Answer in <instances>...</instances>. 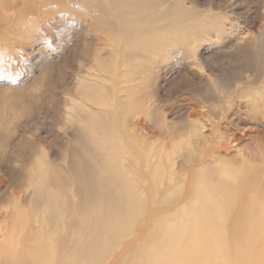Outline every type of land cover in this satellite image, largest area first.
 I'll list each match as a JSON object with an SVG mask.
<instances>
[{"label": "rangeland", "instance_id": "374dc122", "mask_svg": "<svg viewBox=\"0 0 264 264\" xmlns=\"http://www.w3.org/2000/svg\"><path fill=\"white\" fill-rule=\"evenodd\" d=\"M135 5L0 0V264L25 244L71 264L81 242L93 247L106 195L103 218L120 210L125 231L81 262L140 264L132 249L187 222L204 173L223 198L227 264H264V0ZM249 209L260 227L235 230Z\"/></svg>", "mask_w": 264, "mask_h": 264}, {"label": "bare ground", "instance_id": "6f19581e", "mask_svg": "<svg viewBox=\"0 0 264 264\" xmlns=\"http://www.w3.org/2000/svg\"><path fill=\"white\" fill-rule=\"evenodd\" d=\"M41 1V0H40ZM98 2H102L104 5H106V6H110L111 8H113V9H115L116 11H120V9H122V8H128V9H136V5L135 4H137V3H141V4H143V0H97ZM13 2H14V0H13ZM39 2V1H38ZM24 3V2H23ZM32 3H33V1H32ZM31 3V4H32ZM96 3V2H95ZM132 4H134V5H132ZM12 5V4H11ZM149 5V4H148ZM156 6V5H155ZM154 11V10H153ZM152 11V12H153ZM146 12V11H145ZM159 12V11H158ZM148 13V12H147ZM168 13H170L169 12V10L167 9V11L166 12H162L161 14H160V16L161 17H167L168 16ZM142 14H144V13H142ZM136 15V14H135ZM146 15V14H145ZM154 16V15H153ZM152 17V16H151ZM150 17V18H151ZM117 19H119V18H117ZM153 19V18H152ZM117 23V22H116ZM140 24V23H139ZM138 23H137V28H139V25ZM154 25H155V23H154ZM19 27V26H18ZM123 27V26H122ZM154 31H156V30H154ZM138 37V36H137ZM150 40V39H149ZM102 101V100H101ZM103 104V103H102ZM104 105V104H103ZM238 110V109H237ZM128 111V110H127ZM99 112V111H98ZM103 113V112H102ZM115 113V112H114ZM122 113V112H121ZM124 113H125V111H124ZM128 113H129V111H128ZM98 114V113H97ZM96 114V115H97ZM126 114H127V112L123 115L125 118H126ZM99 115V114H98ZM97 115V116H98ZM115 115H116V113H115ZM134 115V114H133ZM122 116V117H123ZM134 117H135V115H134ZM192 117V116H191ZM207 117V116H206ZM115 118H117V117H115ZM119 118V117H118ZM117 118V119H118ZM133 118V117H132ZM118 121V120H117ZM126 121V120H125ZM93 123L95 124L96 122L95 121H93ZM93 124V125H94ZM121 124V123H120ZM96 125H98V124H96ZM89 126V125H88ZM120 126V125H119ZM122 126V125H121ZM128 126V125H127ZM94 127H95V125H94ZM100 127V126H99ZM129 128V127H128ZM205 128V127H204ZM92 129V128H91ZM95 129V128H94ZM231 129V128H230ZM98 130V129H97ZM124 130V129H123ZM202 130H203V128H202ZM91 131V130H90ZM96 131V130H95ZM133 131V130H132ZM93 132V131H92ZM233 132V131H232ZM106 133V132H105ZM235 133V132H234ZM139 134V133H138ZM112 136V135H111ZM133 136H135L134 134H133ZM109 136H107V138H108ZM113 137L114 136H112V140H113ZM136 137H137V135H136ZM139 138V137H138ZM101 139V138H100ZM109 139V138H108ZM114 139H115V137H114ZM141 139V138H140ZM204 139V138H203ZM102 140V139H101ZM101 140H100V142H101ZM139 142H140V140H138ZM119 142V141H118ZM117 142V143H118ZM113 143V142H112ZM116 143V142H115ZM189 143H190V141H189ZM110 145H112V144H110ZM141 145V144H140ZM143 145V144H142ZM98 147V146H97ZM107 147V146H106ZM124 147V146H123ZM142 147V146H141ZM112 148V147H111ZM125 148V147H124ZM99 149V148H98ZM102 149V148H101ZM110 149V148H109ZM126 149V148H125ZM138 149V148H137ZM118 150V149H117ZM122 150V149H121ZM213 151V150H212ZM115 152H116V150H115ZM127 152V151H126ZM144 152V151H143ZM214 152V151H213ZM129 153V152H128ZM127 153V154H128ZM138 153V152H137ZM117 154V153H116ZM122 154V153H121ZM126 154V155H127ZM139 154V153H138ZM143 154V153H142ZM110 155H111V153H110ZM141 155V154H140ZM101 156V155H100ZM106 156V155H105ZM104 156V157H105ZM136 157V156H135ZM210 157V156H209ZM76 158H78V156H76L75 157V159ZM107 158V157H106ZM129 158V157H128ZM127 158V159H128ZM140 158V157H139ZM215 158V157H214ZM101 159V158H100ZM126 159V158H125ZM216 159H218V158H216ZM101 160H103V159H101ZM101 160H100V162H101ZM106 160V159H105ZM105 160L104 161H102L103 162V164H104V162H105ZM131 160V159H130ZM137 160V159H136ZM78 161V160H77ZM127 162H128V160H127ZM130 162V161H129ZM148 162V161H147ZM151 162V161H150ZM218 162V161H217ZM115 163V162H114ZM118 163V162H117ZM146 163V162H145ZM205 163V162H204ZM76 164V163H75ZM87 164V163H86ZM109 164V163H108ZM119 165V164H118ZM80 165H78V168L80 169V167H79ZM136 166H139V165H136ZM203 166V165H202ZM206 166H207V164H206ZM213 166H214V164H213ZM216 166V165H215ZM214 166V167H215ZM220 166H221V163H220ZM226 166V165H225ZM145 167H146V165H145ZM204 167V166H203ZM70 168H71V166H70ZM198 169L200 168V166H198L197 167ZM196 168V169H197ZM218 169L219 168H221V167H217ZM231 168V167H230ZM142 169H143V167H142ZM141 169V170H142ZM147 169V168H146ZM211 169H212V167H211ZM214 170H217V169H215V168H213ZM222 169V168H221ZM225 168H223L222 170H224ZM73 170H74V168H73ZM72 170V171H73ZM220 170V169H219ZM232 171L234 170V169H231ZM77 171V170H76ZM78 171H81V169L80 170H78ZM99 171V170H98ZM97 171V172H98ZM144 171V170H143ZM203 171H205V169L203 170ZM230 171V170H229ZM82 172H84L83 170H82ZM133 172V171H132ZM206 172V171H205ZM211 172V171H210ZM219 172H222L221 170L219 171ZM225 172V171H224ZM226 172H227V169H226ZM90 173V172H89ZM99 173V172H98ZM102 173V172H101ZM112 173V172H111ZM118 173V172H117ZM129 173V172H128ZM213 173V172H212ZM232 173V172H231ZM231 173H228V174H231ZM243 173V172H242ZM96 174V173H95ZM198 175H199V173H197ZM209 174V173H208ZM215 174V173H214ZM72 175V174H71ZM97 175V174H96ZM105 175V174H104ZM195 175V174H194ZM201 175H202V173H201ZM204 175H205V173H204ZM204 175H203V182H201L202 183V185H200L199 184V182L197 181V180H195V182L199 185V186H201V187H199V186H197V188L199 187L200 188V192L198 193L199 195H198V197L196 198V200L194 199V203H196L197 204V206L196 205H194V207H193V211H191V208L189 209L192 213H191V215L193 214L194 215V217H192L189 213H187V215H189V217H188V219H186L187 220V222H192V224L191 225H188V226H185V225H187L186 223L184 224V225H182V226H179V227H177V228H171V229H169L168 228V230L166 231V230H164L163 229V231H164V233H163V235H162V238L161 237H159V238H161V239H159L158 238V241L157 242H154V245L156 246V249L155 250H150L151 248H152V246L154 247V245H152V246H150V249H148V250H150V251H148V250H146L145 251V249L143 248V247H141V248H139V247H135L136 249H132V251L133 250H137V248H138V252H136V251H133V253H136V254H138V256L137 257H141L142 258V260H143V262L142 263H140V264H227V259H226V257L224 256V250L222 249L223 248V239L224 238H226V232L224 231V229H223V227L221 226V223L223 222L222 221V218H224V216H225V213H224V209H223V198H222V195H221V191H220V187H213V185H212V183L209 181V179L208 178H205L204 177ZM236 175H238V174H236ZM240 175V174H239ZM108 176V175H107ZM106 176V177H107ZM133 176V175H132ZM131 176V177H132ZM197 176V175H196ZM90 177V176H89ZM96 177V176H95ZM134 177V176H133ZM166 177H168V176H166ZM216 177V176H215ZM197 178H200L199 176L198 177H196V179ZM219 178V177H218ZM234 178V177H233ZM75 179H76V177L74 178V181H75ZM126 179V178H125ZM139 179V178H138ZM169 179V178H168ZM239 179V178H238ZM245 179V178H244ZM95 180V179H94ZM108 180V179H107ZM151 180V179H150ZM218 180V179H217ZM220 180H222V179H220ZM219 180V181H220ZM224 180V179H223ZM226 180V179H225ZM86 181V180H85ZM90 181V180H89ZM98 181V180H97ZM104 181H105V178H104ZM109 181H110V179H109ZM138 181H140V179L138 180ZM243 181V180H242ZM248 181V180H247ZM76 182V181H75ZM123 182V181H122ZM234 182V181H233ZM49 183V182H48ZM51 183V182H50ZM71 183V182H70ZM78 183V182H77ZM97 183V182H96ZM117 183V182H116ZM141 183V182H140ZM160 183V182H159ZM187 183V182H186ZM72 184V183H71ZM80 184V183H79ZM82 184V183H81ZM107 184V183H106ZM105 183H104V185H106ZM142 184H145L144 182L142 183ZM161 184V183H160ZM219 184V183H218ZM75 185H76V183H75ZM147 185V184H146ZM233 185V184H232ZM238 185V184H237ZM240 185V184H239ZM252 185H254V184H252ZM83 186V185H82ZM81 186V187H82ZM85 187V186H84ZM147 187H148V185H147ZM154 187V186H153ZM232 187V186H231ZM237 187V186H236ZM252 187V186H251ZM43 188H45V187H43ZM74 188H75V186H74ZM76 188H77V186H76ZM85 188H87V187H85ZM90 189H92V187H89ZM128 188V187H127ZM196 188V189H197ZM84 188H82L81 190H83ZM96 189H97V187H96ZM105 189H106V187H105ZM244 189H246L245 187H244ZM79 190V189H78ZM77 189H76V191H78ZM148 190V189H147ZM199 190V189H198ZM198 190H197V192H198ZM49 191V190H48ZM51 191H52V189H51ZM70 191H71V188H70ZM93 191V190H92ZM92 191H91V194H92ZM253 191H255L254 189H253ZM86 192V191H85ZM94 192H96V190L94 189ZM102 192V191H101ZM106 192V191H105ZM196 192V193H197ZM242 192H243V190H242ZM79 193H81L80 191H79ZM78 193V194H79ZM102 193H104V192H102ZM174 193V192H173ZM40 194H42L41 192H40ZM44 194V193H43ZM48 194H50V193H48ZM57 194V193H56ZM55 194V202L57 203V198H56V196L58 195H56ZM71 194V193H70ZM69 194V195H70ZM73 194V193H72ZM75 194H77V193H75ZM86 194L88 195V194H90V193H88V192H86ZM86 194H83L82 193V195H84L83 197H85V195ZM94 195H95V193H93ZM155 194V193H154ZM64 195V194H63ZM81 195V196H82ZM97 195H98V192H97ZM120 195V194H119ZM156 195V194H155ZM44 196V195H43ZM43 196H42V199L41 200H43ZM59 196V195H58ZM65 196V195H64ZM99 196H100V198H102V196L99 194ZM98 196V197H99ZM180 196V195H179ZM196 196V195H195ZM247 196V195H246ZM46 197V196H45ZM60 197V196H59ZM82 197V198H83ZM89 196H87V198H88ZM93 196H90V198H92ZM156 197V196H155ZM165 197H167V196H165ZM74 198H75V195H74ZM78 198H79V196H78ZM89 198V202H91L90 199ZM103 198L105 199V197H104V194H103ZM152 198V197H151ZM244 198L245 197H243V200H244ZM46 199H47V197H46ZM64 199H65V197H64ZM66 199H67V195H66ZM80 199H81V197H80ZM84 199V198H83ZM130 199V198H129ZM128 198H127V201L129 200ZM68 200V199H67ZM97 200H98V198H97ZM100 200V199H99ZM101 200H103V199H101ZM137 200H138V197H137ZM250 200V199H249ZM40 201V200H39ZM75 201V200H74ZM73 200L71 201V203L72 202H74ZM79 201H81V200H79L78 199V202ZM150 201V200H149ZM174 201V200H173ZM246 201V200H245ZM248 201V200H247ZM33 202H35V205L36 206H38V204H36V203H38L37 202V200L35 201H33ZM46 201H44V204H46L45 203ZM59 202V201H58ZM60 202H61V200H60ZM59 202V203H60ZM88 202V201H87ZM87 202H86V206H87ZM88 202V203H89ZM96 202V201H95ZM114 202H116V201H114L113 199H111V198H109V197H107V195H106V199L104 200V201H102L101 203H102V207H101V210L99 211V212H97V213H95V211H97V210H95V207H94V209L93 210H95L94 211V214H95V219H96V221L93 223L94 225H93V228L91 229V231H92V236H93V242H92V246L93 247H91V248H88L87 247V243H85V242H81L80 243V245H79V247H78V252H80V255H74V257H73V260H72V262H71V264H82V260H87V256L89 255V259L91 258V260L92 261H95V260H97L100 256H101V254H102V252H101V249H100V246H102V248L105 246V245H101V244H108V245H110V242H114V241H117L118 240V237H119V235L121 234V231L122 230H120V227H119V224L122 222V221H120V215L122 214L121 212H120V210H118L117 211V213L114 215V213H113V217L112 218H109V217H107V218H103V216L105 217L106 216V211L104 212V210L105 209H110L111 207H114ZM41 203V202H40ZM39 203V204H40ZM70 203V204H71ZM93 203V202H92ZM96 203H98V202H96ZM121 203V202H120ZM192 203V202H191ZM55 204V203H54ZM75 204H77V203H75ZM79 204V203H78ZM77 204V205H78ZM82 204V203H81ZM152 204H155V203H153V201H152ZM57 206L59 205V204H56ZM68 205V204H67ZM93 205V204H92ZM117 205V208L116 209H119L120 208V206H121V204L120 205H118V204H116ZM54 206V205H53ZM61 206V205H60ZM71 206V208H72V204L70 205ZM69 206V207H70ZM94 206V205H93ZM119 206V207H118ZM130 207H132L133 208V206H134V204L132 203H130V205H129ZM192 206H193V203H192ZM195 206H196V209H195ZM42 207V206H41ZM59 207V206H58ZM48 208V207H47ZM46 207H45V209H47ZM61 208V207H60ZM65 208H67L66 207V205H65ZM81 208V207H80ZM83 208H85V206H83ZM89 208V211L92 209H90V206L88 207ZM98 208H100V207H98ZM186 208H187V210H188V206H186ZM58 209V208H57ZM252 209V208H251ZM48 210V209H47ZM66 210H68V209H66ZM71 210V209H70ZM73 210H74V208H73ZM78 210V209H77ZM83 210V209H82ZM93 210H91L92 212H93ZM185 210V209H184ZM50 211V210H49ZM60 211V210H59ZM61 211H64L65 212V209L63 210V208H62V210ZM60 211V212H61ZM80 211V210H79ZM87 211V215H88V213H90V212H88V210H86ZM85 211V212H86ZM186 211V210H185ZM255 211V210H254ZM48 212V211H47ZM47 212H45V213H47ZM51 212H54L53 211V209H52V211ZM71 212V211H70ZM73 212V211H72ZM82 213H83V211H81ZM91 212V213H92ZM103 212H104V215H103ZM116 212V211H115ZM184 211H182V213H183ZM121 213V214H120ZM54 214V216H55V212L53 213ZM52 214V215H53ZM62 214V213H61ZM61 214L59 215V216H61ZM76 214V213H75ZM80 214V213H79ZM79 214H78V216H79ZM186 214V213H185ZM184 214V215H185ZM66 215V214H65ZM65 215H63L64 216V219H65ZM93 215V214H92ZM165 215V214H164ZM254 215V213H253V211L252 210H250L249 209V211H245V212H243V213H239L238 215H237V218H236V221H235V225H234V229L236 230V229H238V230H240V229H252V228H259L260 227V219L257 217H254L253 216ZM70 216V215H69ZM68 216V217H69ZM75 216V218H74V220L76 219V215H74ZM52 217V216H51ZM87 217V216H86ZM85 217V218H86ZM160 217H162V216H160ZM184 217V216H183ZM54 218V217H53ZM61 218H62V216H61ZM61 218H60V220H61ZM67 218V217H66ZM71 217H69V219H70ZM90 218H91V216H90ZM126 218V217H125ZM159 218V217H158ZM181 218V217H180ZM186 218V217H185ZM50 219H52V218H50ZM73 219V218H72ZM88 219H89V216H88ZM94 219V220H95ZM150 219V218H149ZM264 219V218H263ZM67 220V219H66ZM173 220V219H172ZM180 220H182V218L180 219ZM69 221V220H68ZM73 220H71V223H74V222H72ZM149 221V220H148ZM64 222V221H63ZM77 222V221H76ZM79 222V221H78ZM78 222H77V225H78ZM142 222H143V220H142ZM165 222V221H164ZM169 222V221H168ZM175 223H176V221H174ZM155 223H157V224H159V222L158 221H156ZM170 223V222H169ZM168 223V224H169ZM182 223H183V221H182ZM217 223V224H216ZM67 224V223H66ZM70 224V223H69ZM69 224H67V225H69ZM76 224V223H75ZM74 224V225H75ZM125 224V223H124ZM136 224V223H135ZM223 224H227V223H223ZM62 225H63V223H62ZM66 225V226H67ZM72 225V224H71ZM264 225V224H263ZM73 226V225H72ZM85 226V225H84ZM87 226H89V225H87ZM91 226V225H90ZM169 226H171V225H169ZM223 226H225V225H223ZM62 228H63V226H61ZM70 227V226H69ZM62 228H61V230H62ZM68 229V228H67ZM66 231V230H65ZM83 231V230H82ZM125 231V230H124ZM124 231H122V232H124ZM133 232V231H132ZM252 232V231H251ZM83 233V232H82ZM162 233V232H161ZM185 233H187V234H185ZM64 234V233H63ZM67 234H69V233H67ZM129 234V233H128ZM76 235H78V234H76ZM129 236V235H128ZM160 236V235H159ZM244 236V235H243ZM63 236H61V238H62ZM129 238V237H128ZM70 239H71V237H70ZM168 239V240H167ZM247 239V238H246ZM167 240V241H166ZM27 241V240H26ZM133 241V240H132ZM22 242H23V240H22ZM51 242V241H50ZM59 242V241H58ZM25 243V242H24ZM23 243V244H24ZM119 243V242H118ZM248 243V242H247ZM58 244V243H57ZM250 244V243H249ZM18 245V244H17ZM16 245V246H17ZM125 245V244H124ZM129 245V244H128ZM248 245V244H247ZM56 246V245H55ZM131 246V245H130ZM129 246V247H130ZM135 246V245H134ZM134 246L133 247H131V248H134ZM142 246V245H141ZM149 246H147V247H145V248H149ZM50 247V246H49ZM58 247H59V245H58ZM118 247V246H117ZM125 247V246H124ZM11 248V247H10ZM24 248V249H23ZM23 248H19V249H12L11 251H10V255H8V259L7 260H5V262H4V264H58L59 262H56L57 260H54V256L50 259L49 257H46V255L43 253V251L41 250V248L39 249L38 247H36V246H26V244L24 245V247ZM61 248V247H60ZM59 248V249H60ZM105 248H107V247H105ZM225 248V247H224ZM128 249V248H127ZM126 248H125V250H127ZM139 249H141L140 251H139ZM153 249V248H152ZM130 250V249H129ZM259 250H261V249H259ZM258 249H251L250 251H249V260L251 259V258H253L255 255H257V254H259V252H261V251H259ZM58 251V250H57ZM74 251V250H73ZM104 251H105V249H104ZM59 252H60V250H59ZM75 252H76V250H75ZM237 252H240V250L239 249H237ZM53 253V252H52ZM57 254V253H56ZM136 254H134L135 256H136ZM236 254V253H235ZM42 255H44L45 257H43ZM60 255V254H59ZM59 255H58V257H59ZM117 255V254H116ZM130 255V257H131V254H129ZM261 255H262V253H261ZM55 256H57V255H55ZM121 256V255H120ZM57 257V258H58ZM72 257V256H71ZM133 257V256H132ZM248 257V256H247ZM129 258V257H128ZM134 258V257H133ZM136 258V257H135ZM141 258H137V260H139V259H141ZM243 258V257H242ZM59 259H60V257H59ZM58 259V260H59ZM259 259V258H258ZM127 260V259H126ZM132 260V259H131ZM248 260V261H249ZM255 260H256V258H255ZM82 261V262H81ZM133 261V260H132ZM232 261V260H231ZM112 262H114V261H112ZM123 262H125V261H123ZM252 262H254V260L252 261ZM59 264H61V263H59ZM62 264H66L65 262H63ZM85 264H87V263H85ZM122 264V263H121ZM124 264V263H123ZM132 264H134V263H132Z\"/></svg>", "mask_w": 264, "mask_h": 264}]
</instances>
